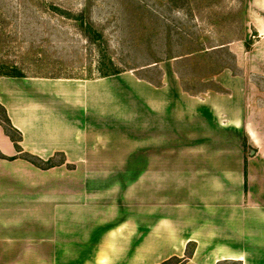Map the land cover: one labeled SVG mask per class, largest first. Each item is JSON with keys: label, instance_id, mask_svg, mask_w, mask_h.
I'll return each instance as SVG.
<instances>
[{"label": "crops", "instance_id": "0c3cea01", "mask_svg": "<svg viewBox=\"0 0 264 264\" xmlns=\"http://www.w3.org/2000/svg\"><path fill=\"white\" fill-rule=\"evenodd\" d=\"M215 79L221 91L189 94L128 75L0 76L22 152L63 158L35 166L0 126V264H264V84ZM140 151L137 241L135 224L103 213L98 170L134 168Z\"/></svg>", "mask_w": 264, "mask_h": 264}, {"label": "rangeland", "instance_id": "374dc122", "mask_svg": "<svg viewBox=\"0 0 264 264\" xmlns=\"http://www.w3.org/2000/svg\"><path fill=\"white\" fill-rule=\"evenodd\" d=\"M212 46L221 48L192 53ZM217 74L263 86L264 0H0V76L128 75L155 86L174 81L201 94L222 90ZM62 160L57 155L53 163ZM98 171L112 195L99 202L103 213L135 224L139 241L149 213L142 152L134 168ZM193 252L189 244L185 257ZM177 262L193 264L177 257L159 264Z\"/></svg>", "mask_w": 264, "mask_h": 264}, {"label": "trees", "instance_id": "16d2710c", "mask_svg": "<svg viewBox=\"0 0 264 264\" xmlns=\"http://www.w3.org/2000/svg\"><path fill=\"white\" fill-rule=\"evenodd\" d=\"M217 48H221V47H215L212 46L210 49H206L205 48H199L195 51H193L192 53H204V52H208L211 50H215ZM106 76V75H103ZM0 112L2 114V119H0V126H2L5 134L10 138V140L13 142L16 150L18 152H20L21 157H23L24 159L28 160L29 162L33 163L35 166L40 167V168H48L53 166V161L52 160H47V161H42L41 159L37 158L36 156H33L29 153H24L22 152L21 147L19 146V142L21 140V133L12 126L6 110L3 106L0 105ZM179 262H177L176 264H178Z\"/></svg>", "mask_w": 264, "mask_h": 264}]
</instances>
